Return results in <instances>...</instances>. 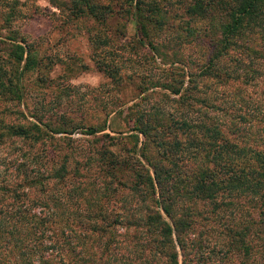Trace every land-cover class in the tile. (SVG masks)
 I'll list each match as a JSON object with an SVG mask.
<instances>
[{"label":"trees","instance_id":"1","mask_svg":"<svg viewBox=\"0 0 264 264\" xmlns=\"http://www.w3.org/2000/svg\"><path fill=\"white\" fill-rule=\"evenodd\" d=\"M174 4L186 20L170 27L182 32L179 42L200 46V59L170 60L181 63V75L169 71L171 79L157 82L175 107L138 111L123 156L110 147L125 137L102 133L97 146L68 158L78 129L69 118L46 123L21 107L20 75L39 67L34 45L12 31L0 37V264H200L209 253L218 256L213 264H264V126L256 123L264 99L246 92L264 84V0L60 6L69 18L91 20L92 48L108 42L98 33L115 14L123 29L132 18L136 41L156 55L169 42L165 14ZM94 60L119 82L116 67ZM259 128L254 140L251 129ZM38 144L48 146L35 151ZM206 224L218 240L197 237Z\"/></svg>","mask_w":264,"mask_h":264},{"label":"rangeland","instance_id":"2","mask_svg":"<svg viewBox=\"0 0 264 264\" xmlns=\"http://www.w3.org/2000/svg\"><path fill=\"white\" fill-rule=\"evenodd\" d=\"M57 1L64 3L65 0H0V37L5 39L12 31L16 39L23 38L34 45L40 60L38 68L20 75L23 90L21 107L27 115L35 113L46 123L52 121L50 119L56 120L58 115L69 118L70 125L78 129L71 135L75 149L71 150L68 158H79L78 149L88 148L90 143L97 146L99 142H94L93 138L102 133L125 137L116 146L110 147L123 156L125 150L132 147L133 140L126 135L132 132L130 129L138 111L151 112L154 108L169 111L175 107L174 102L168 99L167 91L159 84L171 79L167 76L169 71L179 75L182 73L181 63L174 61V66H170V60L180 59L188 65L189 59H200L202 49L198 44L179 42L178 36L182 32L170 27L186 20L177 4L171 6L169 15L165 14L169 25L164 33L171 35L167 38L170 43L159 45L155 55L148 46L139 45L136 41L132 18L124 21L123 29V22L115 14L106 19L98 33L100 39L106 38L108 42L98 45L97 49L92 48L93 44L89 41V36L94 33V30H90L91 20L69 18L66 6H60ZM94 59L116 67L119 82L112 84ZM238 87L241 88V85L232 84L231 89ZM209 88H205V91ZM246 92L251 94L252 101H261L264 99V84L258 81ZM245 114L251 116V109ZM250 120L257 121L255 118ZM256 123L264 126L262 119ZM87 126L103 129L90 136L80 132ZM260 129H251L254 140L259 138L257 132ZM53 142L62 143V140ZM47 146L38 144L35 151ZM139 146L140 143H137V153ZM83 153L84 156L88 153L90 157L94 155L93 151ZM147 154H154L153 146L148 145ZM209 227V224L204 225L197 237L212 243L220 237ZM205 245L204 251L208 249ZM206 255H209L208 259L200 261V264H213L218 259L217 254Z\"/></svg>","mask_w":264,"mask_h":264}]
</instances>
